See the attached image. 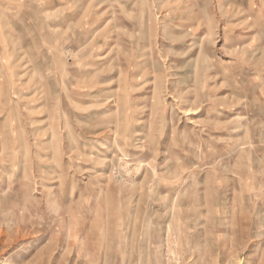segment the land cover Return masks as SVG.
<instances>
[{"label":"rangeland","instance_id":"374dc122","mask_svg":"<svg viewBox=\"0 0 264 264\" xmlns=\"http://www.w3.org/2000/svg\"><path fill=\"white\" fill-rule=\"evenodd\" d=\"M0 264H264V0H0Z\"/></svg>","mask_w":264,"mask_h":264},{"label":"bare ground","instance_id":"6f19581e","mask_svg":"<svg viewBox=\"0 0 264 264\" xmlns=\"http://www.w3.org/2000/svg\"><path fill=\"white\" fill-rule=\"evenodd\" d=\"M91 42H93V40H91L90 43H89L88 45L86 44V46H84L82 50L87 51L88 48L90 47L89 45L91 44ZM89 49H90V48H89ZM186 114H190L189 109H186Z\"/></svg>","mask_w":264,"mask_h":264},{"label":"crops","instance_id":"0c3cea01","mask_svg":"<svg viewBox=\"0 0 264 264\" xmlns=\"http://www.w3.org/2000/svg\"><path fill=\"white\" fill-rule=\"evenodd\" d=\"M85 42H86V41H85ZM96 43H97V42H96ZM96 43H95V44H96ZM84 44H85V43H83V45H84ZM81 51H82V50H81Z\"/></svg>","mask_w":264,"mask_h":264}]
</instances>
